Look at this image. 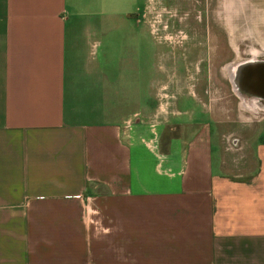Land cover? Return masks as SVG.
Instances as JSON below:
<instances>
[{
	"label": "crops",
	"instance_id": "crops-1",
	"mask_svg": "<svg viewBox=\"0 0 264 264\" xmlns=\"http://www.w3.org/2000/svg\"><path fill=\"white\" fill-rule=\"evenodd\" d=\"M137 2L0 0V264H264V126L229 158L178 105L159 140Z\"/></svg>",
	"mask_w": 264,
	"mask_h": 264
},
{
	"label": "rangeland",
	"instance_id": "rangeland-1",
	"mask_svg": "<svg viewBox=\"0 0 264 264\" xmlns=\"http://www.w3.org/2000/svg\"><path fill=\"white\" fill-rule=\"evenodd\" d=\"M145 1L147 38L152 44L147 51L152 112L145 125L159 128L160 140L168 136L166 128L177 115L175 107L179 105V111L198 106L201 113L211 112L217 143L223 136L228 141L232 151L223 152L224 156H247L250 138L257 130L262 133L264 97L251 93L250 109L241 108L224 67L246 66L257 52L264 57V0ZM138 2L142 8L143 0ZM244 76L245 84L250 72ZM232 168L241 173L254 170L255 165L240 160Z\"/></svg>",
	"mask_w": 264,
	"mask_h": 264
},
{
	"label": "bare ground",
	"instance_id": "bare-ground-1",
	"mask_svg": "<svg viewBox=\"0 0 264 264\" xmlns=\"http://www.w3.org/2000/svg\"><path fill=\"white\" fill-rule=\"evenodd\" d=\"M235 52H237V49H235ZM254 56H255L254 54L251 55V58L249 60L250 62L246 66L228 65L224 67V71L229 76L233 91L241 100V108L243 109H250L251 104L248 102L251 99L250 96L251 93L256 94L257 96L264 97V63H263L264 60L263 59L258 60V58L263 57L261 56V54L258 55V52L256 54L257 57ZM246 71L250 72L251 79H249V81L244 84V79H246L244 73ZM232 74H233V78H232Z\"/></svg>",
	"mask_w": 264,
	"mask_h": 264
},
{
	"label": "flooded vegetation",
	"instance_id": "flooded-vegetation-1",
	"mask_svg": "<svg viewBox=\"0 0 264 264\" xmlns=\"http://www.w3.org/2000/svg\"><path fill=\"white\" fill-rule=\"evenodd\" d=\"M262 59L264 60V57H262Z\"/></svg>",
	"mask_w": 264,
	"mask_h": 264
}]
</instances>
